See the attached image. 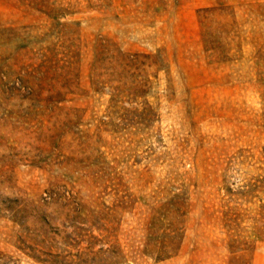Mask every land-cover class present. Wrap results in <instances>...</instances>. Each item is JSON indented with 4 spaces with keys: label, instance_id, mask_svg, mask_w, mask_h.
<instances>
[{
    "label": "rangeland",
    "instance_id": "rangeland-1",
    "mask_svg": "<svg viewBox=\"0 0 264 264\" xmlns=\"http://www.w3.org/2000/svg\"><path fill=\"white\" fill-rule=\"evenodd\" d=\"M0 215L9 264H264V0H0Z\"/></svg>",
    "mask_w": 264,
    "mask_h": 264
},
{
    "label": "trees",
    "instance_id": "trees-1",
    "mask_svg": "<svg viewBox=\"0 0 264 264\" xmlns=\"http://www.w3.org/2000/svg\"><path fill=\"white\" fill-rule=\"evenodd\" d=\"M32 211L39 213V211L37 210L38 206H35L33 203L30 204ZM5 206V205H4ZM3 210H7L8 212H10V221L13 224H16L20 227L19 229V233L17 234V245L16 247L23 253H25L26 255H28L29 257H31L32 259H34L35 261L38 262H43L47 259L43 258V257H54L52 255L51 252H48L47 250H45V246L44 245V240L40 239H36L35 237H33L30 233H31V229L29 230L27 227H25L23 225V223L20 221L21 219H24L29 213V215H32V211L28 212L27 207H22V208H18L16 209L15 207H3ZM1 209V210H2ZM2 216V215H0ZM172 248V247H169ZM53 260V259H51ZM0 264H9L8 259L4 258V257H0Z\"/></svg>",
    "mask_w": 264,
    "mask_h": 264
}]
</instances>
